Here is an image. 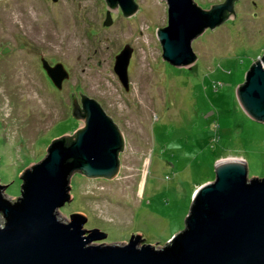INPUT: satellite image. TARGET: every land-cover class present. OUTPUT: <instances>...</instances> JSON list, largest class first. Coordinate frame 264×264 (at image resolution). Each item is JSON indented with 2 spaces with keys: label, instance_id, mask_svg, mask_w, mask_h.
Masks as SVG:
<instances>
[{
  "label": "rangeland",
  "instance_id": "rangeland-1",
  "mask_svg": "<svg viewBox=\"0 0 264 264\" xmlns=\"http://www.w3.org/2000/svg\"><path fill=\"white\" fill-rule=\"evenodd\" d=\"M133 1L137 8L126 16L105 0H0V183L14 200L24 168L83 126L71 113V92L80 88L115 122L125 147L113 179L72 173L73 199L58 217L85 214V228L106 234L94 243L138 233L162 246L183 229L194 190L214 179L217 160L241 158L249 177H264V124L236 98L264 53V0L235 1V17L192 41L191 67L162 58L156 30L167 24L166 1ZM223 1L195 0L203 8ZM126 45L128 90L113 69ZM40 56L68 69L62 91L45 79Z\"/></svg>",
  "mask_w": 264,
  "mask_h": 264
},
{
  "label": "water",
  "instance_id": "water-1",
  "mask_svg": "<svg viewBox=\"0 0 264 264\" xmlns=\"http://www.w3.org/2000/svg\"><path fill=\"white\" fill-rule=\"evenodd\" d=\"M57 1V0H53ZM120 5L126 16L133 0H105ZM167 24L156 30L162 58L175 67H191L197 60L192 41L230 16L234 2L224 0L203 8L195 0H165ZM109 13L104 24L111 23ZM132 49L126 45L114 59L113 69L129 89L128 64ZM42 66L57 89L69 73L61 62ZM71 94L72 116L83 122L72 136L51 141L47 153L20 174L19 195L8 199L0 183V264H264V177H249L241 158L219 159L214 179L194 190L183 229L164 245L147 244L140 234L127 242L104 243L106 234L87 229V216L75 212L69 219L58 209L73 199L70 177L78 171L87 178H115L120 170L123 133L101 105ZM243 111L264 124V53L254 61L236 88ZM159 241H156L157 243Z\"/></svg>",
  "mask_w": 264,
  "mask_h": 264
},
{
  "label": "flooded vegetation",
  "instance_id": "flooded-vegetation-1",
  "mask_svg": "<svg viewBox=\"0 0 264 264\" xmlns=\"http://www.w3.org/2000/svg\"><path fill=\"white\" fill-rule=\"evenodd\" d=\"M56 2V1H55ZM42 58H44L51 66H53L54 64H56L57 62H60V61H57V62H49L44 56H40V59H39V61H40V67L42 68V70H43V72H44V77H45V79L46 80H50V82L52 83V81H51V79L48 77V75H47V73H46V71H45V69L43 68V66H42ZM62 63V62H61ZM63 64V63H62ZM64 65V64H63ZM65 66V65H64ZM66 68V67H65ZM67 69V68H66ZM67 71H68V69H67ZM68 73H69V71H68ZM69 78H70V73H69ZM68 78V79H69ZM68 79H64L63 80V82H62V87H61V89H57L55 86H54V84H53V86L56 88V90L57 91H62V88H63V84L65 83V81H67ZM78 89V92L76 93V92H74V91H72L71 92V94L72 93H74V95H75V97H76V102L81 106L82 105V102H81V96H80V94L83 96V95H86V94H83L82 92H80V88H77ZM76 93V94H75ZM88 96V95H87ZM71 108H72V101H71ZM71 112H72V109H71ZM74 130L68 135V136H72L73 134H74ZM120 153V152H119Z\"/></svg>",
  "mask_w": 264,
  "mask_h": 264
}]
</instances>
